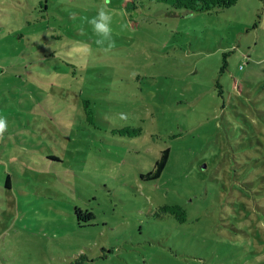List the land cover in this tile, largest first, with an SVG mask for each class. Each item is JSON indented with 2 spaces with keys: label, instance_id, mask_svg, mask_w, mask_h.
<instances>
[{
  "label": "rangeland",
  "instance_id": "rangeland-1",
  "mask_svg": "<svg viewBox=\"0 0 264 264\" xmlns=\"http://www.w3.org/2000/svg\"><path fill=\"white\" fill-rule=\"evenodd\" d=\"M173 1L0 0V264H264V0Z\"/></svg>",
  "mask_w": 264,
  "mask_h": 264
},
{
  "label": "trees",
  "instance_id": "trees-1",
  "mask_svg": "<svg viewBox=\"0 0 264 264\" xmlns=\"http://www.w3.org/2000/svg\"><path fill=\"white\" fill-rule=\"evenodd\" d=\"M236 2L237 0H174L173 5L175 8L184 7L189 9L190 11L197 9L212 11L220 8L229 7L235 4ZM167 157H168V150H165L161 160L158 162V168L156 174H158V172L164 166ZM161 210L174 214L180 221H184L186 219V210L181 205L164 204L161 207Z\"/></svg>",
  "mask_w": 264,
  "mask_h": 264
},
{
  "label": "clouds",
  "instance_id": "clouds-1",
  "mask_svg": "<svg viewBox=\"0 0 264 264\" xmlns=\"http://www.w3.org/2000/svg\"><path fill=\"white\" fill-rule=\"evenodd\" d=\"M108 0H105L107 3ZM89 24L92 26V31L95 36L98 37L95 43L99 46H102L104 52L110 51L115 46V41L112 39V15L106 9V7H101L97 15L89 20ZM127 25H121V28H126ZM106 45V46H105ZM121 119H126L127 117L124 114H121ZM105 119H109L107 116ZM7 129V121L3 118H0V137L3 136V133Z\"/></svg>",
  "mask_w": 264,
  "mask_h": 264
}]
</instances>
